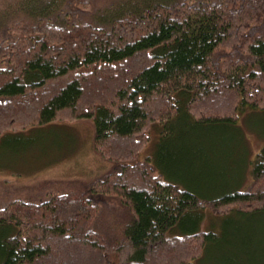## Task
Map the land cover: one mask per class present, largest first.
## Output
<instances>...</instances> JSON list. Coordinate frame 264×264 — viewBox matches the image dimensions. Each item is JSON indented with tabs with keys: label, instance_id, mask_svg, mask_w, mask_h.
<instances>
[{
	"label": "trees",
	"instance_id": "obj_1",
	"mask_svg": "<svg viewBox=\"0 0 264 264\" xmlns=\"http://www.w3.org/2000/svg\"><path fill=\"white\" fill-rule=\"evenodd\" d=\"M9 7L0 13V139L91 121L106 167L87 184L47 181L0 206V264H200L215 219H264V145L248 160V185L241 174L207 190L166 169L164 146L159 164L154 150L140 157L155 126L171 143L176 127L242 131L247 106L264 113V0ZM218 98L230 113L207 110Z\"/></svg>",
	"mask_w": 264,
	"mask_h": 264
},
{
	"label": "rangeland",
	"instance_id": "obj_2",
	"mask_svg": "<svg viewBox=\"0 0 264 264\" xmlns=\"http://www.w3.org/2000/svg\"><path fill=\"white\" fill-rule=\"evenodd\" d=\"M8 7L11 12L16 10V0H0V13ZM207 110L230 113L231 106L218 98ZM237 120L242 131L229 127H212L204 131L183 126L176 130V127L175 139L171 143L158 137L155 126L149 132L152 140L146 144L140 157L152 156L154 150L156 157L153 159L159 164L157 154L164 146L167 150L163 159L166 169L200 190H207L211 185H229L241 174H245L241 186L248 185L252 179L250 171L245 173V168H250L248 160L264 145V132L257 128L264 126V113L253 114L247 106ZM57 126H40L22 136L9 134L0 139V206L16 195H28L24 192L37 189L41 183L45 186L47 181L56 186L87 184L104 165L106 167L105 161L92 150L94 126L91 121H71ZM117 141L119 147L124 143ZM212 142L222 154L216 153ZM195 148L199 152L204 150L205 156L201 159L195 154L189 156ZM171 150L177 154H169ZM210 220L214 217L207 213L205 223ZM215 220L218 236L202 256L200 264H264V219H238L220 225V218Z\"/></svg>",
	"mask_w": 264,
	"mask_h": 264
}]
</instances>
